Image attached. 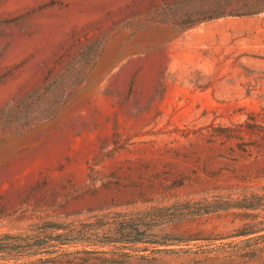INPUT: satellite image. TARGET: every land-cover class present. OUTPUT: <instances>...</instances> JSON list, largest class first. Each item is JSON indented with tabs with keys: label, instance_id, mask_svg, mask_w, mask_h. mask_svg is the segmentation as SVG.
<instances>
[{
	"label": "rangeland",
	"instance_id": "rangeland-1",
	"mask_svg": "<svg viewBox=\"0 0 264 264\" xmlns=\"http://www.w3.org/2000/svg\"><path fill=\"white\" fill-rule=\"evenodd\" d=\"M0 264H264V0H0Z\"/></svg>",
	"mask_w": 264,
	"mask_h": 264
}]
</instances>
